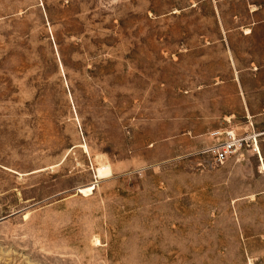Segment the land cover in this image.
I'll return each mask as SVG.
<instances>
[{"label": "rangeland", "instance_id": "obj_1", "mask_svg": "<svg viewBox=\"0 0 264 264\" xmlns=\"http://www.w3.org/2000/svg\"><path fill=\"white\" fill-rule=\"evenodd\" d=\"M0 264H264V0H0Z\"/></svg>", "mask_w": 264, "mask_h": 264}, {"label": "built area", "instance_id": "obj_2", "mask_svg": "<svg viewBox=\"0 0 264 264\" xmlns=\"http://www.w3.org/2000/svg\"><path fill=\"white\" fill-rule=\"evenodd\" d=\"M251 144L257 147V138L254 136L249 137H239L233 131H227V139L220 143H216L209 147L206 151L213 154L215 162L217 164H224L229 157L236 154L239 150L243 148L244 145ZM258 149V147H257Z\"/></svg>", "mask_w": 264, "mask_h": 264}, {"label": "bare ground", "instance_id": "obj_3", "mask_svg": "<svg viewBox=\"0 0 264 264\" xmlns=\"http://www.w3.org/2000/svg\"><path fill=\"white\" fill-rule=\"evenodd\" d=\"M96 178L99 179V178H105L109 175H111V168L109 166H103V167H100L96 173ZM95 188V185L94 184H91V185H88L84 188H82V192L84 194H88V193H92L93 190Z\"/></svg>", "mask_w": 264, "mask_h": 264}, {"label": "crops", "instance_id": "obj_4", "mask_svg": "<svg viewBox=\"0 0 264 264\" xmlns=\"http://www.w3.org/2000/svg\"><path fill=\"white\" fill-rule=\"evenodd\" d=\"M259 146H260V148H261V142L259 143ZM261 151H262V154H263V150H262V148H261ZM253 154H255V156L259 159V161H260V163H261L262 160H261L260 152H259V153H253Z\"/></svg>", "mask_w": 264, "mask_h": 264}]
</instances>
